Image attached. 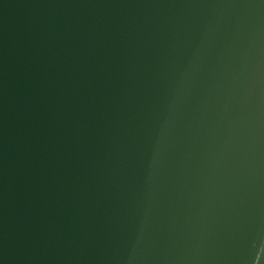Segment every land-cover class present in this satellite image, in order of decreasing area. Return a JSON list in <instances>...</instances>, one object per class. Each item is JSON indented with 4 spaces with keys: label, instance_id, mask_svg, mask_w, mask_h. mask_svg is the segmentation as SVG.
<instances>
[{
    "label": "water",
    "instance_id": "95a60500",
    "mask_svg": "<svg viewBox=\"0 0 264 264\" xmlns=\"http://www.w3.org/2000/svg\"><path fill=\"white\" fill-rule=\"evenodd\" d=\"M0 264H264V0H0Z\"/></svg>",
    "mask_w": 264,
    "mask_h": 264
}]
</instances>
